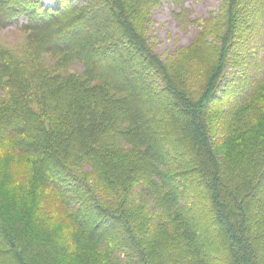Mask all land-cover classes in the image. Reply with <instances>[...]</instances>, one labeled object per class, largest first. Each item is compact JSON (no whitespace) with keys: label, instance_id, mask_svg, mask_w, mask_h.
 Returning a JSON list of instances; mask_svg holds the SVG:
<instances>
[{"label":"trees","instance_id":"1","mask_svg":"<svg viewBox=\"0 0 264 264\" xmlns=\"http://www.w3.org/2000/svg\"><path fill=\"white\" fill-rule=\"evenodd\" d=\"M101 1L103 15L79 0L53 7L45 0H0V29L18 24L28 35L16 52L25 58L0 55V209L17 195L9 190L15 174L25 199L56 213L69 235L55 232L40 213L13 226L1 216L0 264H76L72 246L69 257L63 253L71 242L81 250L79 264H114L109 255L119 264H149L148 244L135 238L143 225L130 220L138 210L174 216L177 249L158 245L166 264H264V119L257 125L248 118L252 91L233 85L246 73L235 78L223 70L235 58L229 47L217 52L206 27L175 67L152 53L135 25L150 22L143 16L157 2L184 11L186 0ZM235 8L228 38L246 44L251 25L247 16L238 21ZM221 14H229L227 2ZM85 27L91 31L85 35L96 37L84 48L80 71L58 74L61 61L57 69L41 62L46 54L76 58L85 45L68 47V32L84 34ZM213 56L215 71L203 82L181 72L196 67L183 64ZM97 57L109 65L94 64ZM124 145L135 164L125 157L127 163H115L111 148ZM141 147L146 151L136 154ZM73 164L90 169L88 180ZM116 193H125L122 210L105 208V198Z\"/></svg>","mask_w":264,"mask_h":264},{"label":"rangeland","instance_id":"2","mask_svg":"<svg viewBox=\"0 0 264 264\" xmlns=\"http://www.w3.org/2000/svg\"><path fill=\"white\" fill-rule=\"evenodd\" d=\"M79 1L85 6L90 5L91 9L101 11L102 15L104 14L103 10L101 9L103 5V2L101 0ZM131 1L135 2L139 0ZM236 1L237 0H186L187 3L184 11L173 3H167L163 1L162 4L157 5V2L152 5L153 8L151 9V11L143 16V18L150 20V22L142 25L137 22L135 26L137 27L139 34L145 37L146 44L148 48L151 49L152 53L156 55L160 61L162 60L167 65L169 64L171 67L176 66L177 61H180V59L183 57V53H188L189 47L193 45V43L199 38V35L201 34V32H203V28L206 27L208 29H212L213 31L210 30V33L206 37L208 39V42L212 44H218V53H221L220 47H229L227 51V53L229 54L228 57H230V59L235 58L233 59V61H230V63L227 61L226 66H224L223 70L225 72L231 71V73L235 75V78H239L244 74V72L246 73L241 81L239 80L238 82H234L233 85L242 87L240 89L244 90V92H248L251 89L252 93L250 95V99L254 102L252 103V107L255 110L252 111V114H249L250 117L248 116V118L250 120H255L256 124L258 125L259 121L261 119H264L263 117H261V112L264 115V5H262V9L259 10L261 6V0H241L239 1V3H235ZM57 2L58 0H45V4L48 7H53ZM226 2L227 6H229V14L225 17L221 13L222 8L223 6L225 7ZM231 8H235L232 12L233 14L236 12V10L239 9V12H236L239 15V17L237 18L238 21L244 20L247 16V23H250L251 25V28L245 29V33L249 36V40L246 44H244L242 41H240L241 43H238V37L234 40L231 36V40L228 38V19ZM111 15L116 16L115 13H112ZM251 15L253 17H251ZM105 18L106 21L109 20L110 23H113L112 18H108L107 16H105ZM20 23L21 22H19V24ZM76 23L77 21H74L73 24ZM223 25H225V28L223 27ZM45 27L46 26L43 25L42 28L47 29ZM69 28L70 25L67 29ZM241 28H239L236 34L237 36L239 32L243 33V30L240 31ZM101 29H106V31L109 33L113 32L112 28H106L103 24L101 25ZM90 32L91 31L89 27L84 28V34L74 31L72 33L71 31L68 32V35H71V37L68 39V42L65 41L68 44V47H73L76 44L85 45L77 49V53L80 52V54L76 58L74 52L70 55V61H62L58 56L46 54L41 62L46 64V66L51 69H57V65H59L61 61L65 69H57L55 73L58 74L67 72L69 69L80 71L82 69L81 67H83L86 63L85 60H87V58L83 60L81 59L84 56V48L96 37V34L92 35L91 37L85 35ZM242 36H245V34ZM27 38L28 35L20 28L18 24H13L10 27L0 29V55L1 53H5V55L7 56L14 55L18 58H25L22 52H16H19L20 48L27 43ZM237 40L238 42H236ZM244 58L245 61L243 62ZM218 59L219 57L215 58L214 56L209 59L207 57L206 61L201 64H199V62L195 60H193L192 62L189 61L183 64V66L196 67L191 71L181 69V72L185 73L186 77H192V79H195L198 83H201L204 81L203 79L206 78L204 77V75L208 72V70H210L211 72L213 65L218 61ZM100 63L102 65H109L108 61H101L100 58L97 57L94 64L99 65ZM214 71L215 69L212 70L211 74ZM198 83L196 84L198 85ZM222 89L224 90V88ZM236 90L230 91L233 94ZM234 96L235 93L233 94V97H231V94L228 97L229 100L233 99V104L236 101V98ZM126 146L129 145L111 148L114 154H117V156H115L114 158L115 163L121 162L120 160H123L125 162V158L127 160H133L134 164L136 163L133 158L134 154L128 153L126 151V149L130 147ZM144 151H146L145 147H141L140 150H134L136 154ZM119 155H121V157H118ZM71 167L85 180H88V177H90L91 175L90 169L85 166L73 164ZM14 176L17 180L9 184V190H13L17 195L7 202V204L9 205L8 208L3 211L0 209V217L2 216L1 220L3 224L6 226H13L18 224L20 220L26 222L28 220V215L32 216V214L40 213L50 222V225L55 232H57L58 234H63L64 232H66L63 221L56 219V213H47L41 205L34 202L32 199H29L30 201L25 199V196H23L25 194L20 193V189L23 188L22 181L19 182L17 176L15 174ZM134 187L135 185H133V188ZM133 188L130 189L129 192H131ZM124 195L125 193H116L115 196L117 198H105V202H103L102 205H105V208H109L111 207V205H113L115 211L122 210L121 200H123ZM100 196L105 197L106 193L102 192ZM19 201L20 203H18ZM171 218H161L158 215H156V218H154L151 215L147 216L145 213L139 212V210L138 213H136L135 211H130V220L132 221V223L134 225H143V229H138V233L136 234L135 238L139 243L143 242L145 244H148L149 247L148 251L146 250V259L149 264H166L163 257L161 256L162 250L158 247L159 243H168L173 245L174 249H177V247L173 243H175L174 238L179 239V231H177L176 229L177 225L173 224L174 216L172 214ZM56 221L59 222L60 225H57ZM52 222L55 225H52ZM148 232H150V236ZM68 237L69 235L66 232L65 238ZM59 241L63 242L64 240L61 239ZM70 244H67L65 246L67 248L63 253L66 255V257H69L67 255L69 249L68 247L72 246L76 251L77 256L71 259L76 264H79V259L82 256V253L80 252L81 250L78 249V247H76L74 243L71 242ZM182 246H184V243H182ZM109 258L113 261L114 264H119L118 262H115L110 255Z\"/></svg>","mask_w":264,"mask_h":264}]
</instances>
